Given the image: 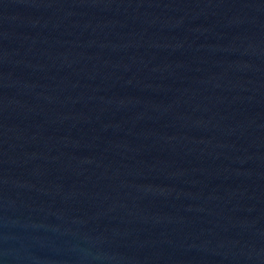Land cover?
Listing matches in <instances>:
<instances>
[{"label":"water","instance_id":"1","mask_svg":"<svg viewBox=\"0 0 264 264\" xmlns=\"http://www.w3.org/2000/svg\"><path fill=\"white\" fill-rule=\"evenodd\" d=\"M0 264H264V0H0Z\"/></svg>","mask_w":264,"mask_h":264}]
</instances>
